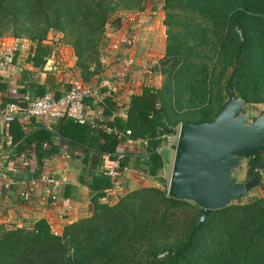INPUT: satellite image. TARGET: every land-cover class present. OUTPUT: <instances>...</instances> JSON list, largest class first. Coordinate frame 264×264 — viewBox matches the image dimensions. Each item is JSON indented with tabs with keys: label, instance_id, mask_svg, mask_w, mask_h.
<instances>
[{
	"label": "trees",
	"instance_id": "obj_1",
	"mask_svg": "<svg viewBox=\"0 0 264 264\" xmlns=\"http://www.w3.org/2000/svg\"><path fill=\"white\" fill-rule=\"evenodd\" d=\"M147 2L0 0V39L36 43L28 60L42 67L52 51L44 41L51 32L59 33L60 42L73 50L75 69L89 82L103 67L100 47L108 22L119 8L141 12ZM163 11L166 44L161 65L168 66L161 71L162 88L143 89L132 97L125 120L114 118L101 125L123 134L129 131L132 140H147V174L164 187L166 181L159 176L164 159L156 150L165 142L163 136L174 132L170 120L178 124L211 121L227 89L247 105L264 104V0H164ZM5 89L0 85V90ZM44 95L41 91L37 98ZM110 98L103 97L102 103L112 105ZM84 102L87 105L89 100ZM188 106L197 113L189 112ZM19 118L7 123L9 133H18L12 138L15 143L23 137ZM61 119L86 134L91 132L94 141L110 142L103 153L117 159V133L69 117ZM35 136L49 141L46 131ZM30 137L18 144V153L36 141L39 174L46 154L41 139ZM262 160L261 153L247 159V179L259 177L255 169ZM126 161L125 157L118 161L120 174L127 168ZM112 186L103 174L93 177L92 214L67 224L61 234L53 233L43 221L28 228L0 225V264H264V195L212 211L198 226L202 209L168 197L167 188L160 186L129 191L114 205L98 203Z\"/></svg>",
	"mask_w": 264,
	"mask_h": 264
},
{
	"label": "crops",
	"instance_id": "obj_2",
	"mask_svg": "<svg viewBox=\"0 0 264 264\" xmlns=\"http://www.w3.org/2000/svg\"><path fill=\"white\" fill-rule=\"evenodd\" d=\"M132 22L129 17L124 20L113 17L108 22L100 47L103 67L89 82H84L75 69L73 50L60 42L61 36L53 41L48 36L44 41V44L52 47V51L44 58L46 62L42 67L28 60L35 53L36 43L12 37L0 39V85L6 86L5 90H0V109L8 100L23 95L35 99L41 91L58 98L71 87L92 89L96 94L87 97L89 103L86 112L89 118L103 131L117 133L119 141L114 153L117 159L113 161L102 150L110 142L103 138L92 140L91 132L86 134L73 128L67 119L20 117L18 121L22 126L23 137L16 143L12 138H16L18 133H9L7 124L0 125V225L28 228L37 221H43L53 233L61 234L67 224L92 214V178L105 175V170L119 164L118 161L123 157L127 158V170L119 175L118 187L109 190L114 187L115 180L105 175L113 181V186L106 189L108 192L103 191L104 196L98 199V203L114 205L129 191L160 186L155 178L147 174V140H132L127 137L128 131L123 134L115 128L101 125L111 123L114 118L125 120L132 97L140 95L143 89L160 90L163 85L161 72L154 69L157 64L149 72V59L146 58L156 53L151 47L159 46L158 52L165 51V38L162 41L159 32L153 27L152 31L144 28L140 33L144 41L123 50L119 39L127 33H133ZM105 96L112 97V105L102 103ZM105 108L106 112L103 113ZM40 130L47 132L49 141L35 136ZM176 130L172 129L174 132L163 138L168 139L169 135L174 134L178 136ZM29 135L32 139H41L38 142L46 154L39 174L34 147L36 141L25 152L18 153V144ZM172 146L168 145V150L162 146L156 150L163 156L164 169L172 165ZM260 167H264V155ZM164 169L159 172V176ZM244 175V180H247L246 170ZM42 176L52 178L57 185L53 187L42 181ZM262 181L264 184V177ZM52 195H55L54 199Z\"/></svg>",
	"mask_w": 264,
	"mask_h": 264
},
{
	"label": "water",
	"instance_id": "obj_3",
	"mask_svg": "<svg viewBox=\"0 0 264 264\" xmlns=\"http://www.w3.org/2000/svg\"><path fill=\"white\" fill-rule=\"evenodd\" d=\"M246 103L230 89L209 122L179 126L167 196L202 209L200 226L212 211L240 203L257 188L260 177L236 181L245 159L264 155V113L249 122Z\"/></svg>",
	"mask_w": 264,
	"mask_h": 264
},
{
	"label": "built area",
	"instance_id": "obj_4",
	"mask_svg": "<svg viewBox=\"0 0 264 264\" xmlns=\"http://www.w3.org/2000/svg\"><path fill=\"white\" fill-rule=\"evenodd\" d=\"M129 19L133 21L131 18ZM137 41V37L133 35V33H130L120 41L121 47L123 50H128L134 47L137 44ZM1 54L3 55V53ZM156 64V61L150 63L147 66V70L151 72ZM95 94L96 91L92 89H79L71 87L59 98H56L51 94H46L35 99H29L28 97H25L22 101L9 103L0 109V125L7 124L18 117H69L81 124L88 123L92 126H99L94 122V120L89 118V115L86 112V104L84 102L85 98L91 96L94 97ZM107 94L110 93L108 92ZM158 107L159 105H157V108ZM127 134H129V131ZM125 170H127V168H125L124 171ZM255 173H257L260 178H263L264 167H258L255 169ZM104 174L115 180L114 187L109 190L116 189L118 187L117 180L120 175L118 172V164L106 169ZM41 180L50 183L53 185V187L57 185V183L52 178L47 176H42ZM106 192H108V190H106ZM51 198L54 199L55 195H52Z\"/></svg>",
	"mask_w": 264,
	"mask_h": 264
},
{
	"label": "rangeland",
	"instance_id": "obj_5",
	"mask_svg": "<svg viewBox=\"0 0 264 264\" xmlns=\"http://www.w3.org/2000/svg\"><path fill=\"white\" fill-rule=\"evenodd\" d=\"M163 3H164V0H148V2L146 3V5L144 7V10L141 12L128 11V10H124L122 8H119V10L114 14L113 17H116L118 19H123V20L127 19V17H129L133 20V22H132L133 23L132 26L134 29L133 35H135L137 37V40H138L137 44L135 46H137L139 43L144 41V38H142L140 33L143 32L145 29H148V31H150V30L152 31V27L155 28L157 32H159L160 37H162V41H164V38H165V44H166V27L164 26L165 14L163 11ZM130 12H134V13L130 14ZM105 35H106V31H105ZM128 35H129L128 33L125 34L123 36V38H125ZM48 36H49V39L52 40L54 38L57 39L59 36H61V34L51 32ZM123 38H120L119 40L121 41ZM158 39H159V37H158ZM120 41H119V45L121 46ZM151 49H152V51L156 52L157 54L151 53V55L148 56V58H146L147 60L149 59V61H148L149 63L147 64V66L150 63H152L154 60H156V62H158L156 71L159 70V72H161L163 70H166L168 65H166V66L161 65V61H162V58L165 54V51L164 52H158L159 46L151 47ZM207 63L210 66L211 62L207 61ZM163 80H164V76H163ZM185 104H187V103H185ZM192 106L195 107L196 105L193 104ZM186 109H188L189 112H191V113H195V111L191 107L186 108ZM197 110H199V109H197ZM183 113H184V111L178 112L177 113V119L182 117ZM196 113H197V111H196ZM246 113L249 115V122H251L253 119L259 117L261 114L264 113V104L246 105ZM168 126H169V128L171 127V129H174V130L177 129V132H178V129H179L178 123H174L173 121L170 120ZM168 137L169 138L166 139L162 145L164 150H168L167 149L168 145H175L176 141H177V134L169 135ZM173 154H174V152H171L172 158H173ZM169 155L170 154H168V156ZM246 164H247V159L244 160L241 170L234 171V173L232 174L233 179H235L236 181H240V182L245 181L244 180V178H245L244 171L246 170ZM171 167H172V165H168L164 169L163 173L161 174L162 178L166 181V186H164V187L160 186L161 189H166L168 186V182H169L170 174H171ZM263 186H264V184H263ZM263 192H264L263 188H257L255 190H253L250 194H248L245 197V199H243L241 202L246 203L250 200H253L257 197H260V196L264 195Z\"/></svg>",
	"mask_w": 264,
	"mask_h": 264
}]
</instances>
